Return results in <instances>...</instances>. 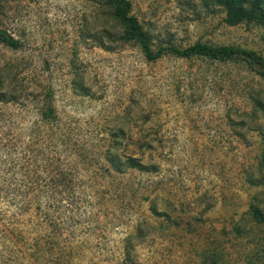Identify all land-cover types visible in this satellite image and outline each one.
I'll return each instance as SVG.
<instances>
[{
  "label": "rangeland",
  "instance_id": "obj_1",
  "mask_svg": "<svg viewBox=\"0 0 264 264\" xmlns=\"http://www.w3.org/2000/svg\"><path fill=\"white\" fill-rule=\"evenodd\" d=\"M127 1L152 51L198 42L264 59V23L228 26L211 0ZM0 28L20 45H0V183L4 177L37 181V165L54 154L63 161L70 144L95 152L105 165L106 145L121 136L143 137L150 148L125 146L122 152L154 163L156 172L120 175L123 199L157 193L155 207L172 219L148 215L147 203L134 197L116 209L112 204L119 201L103 194L109 207L94 222L93 238L65 232L62 239L71 244L54 238V254L69 252L73 264H121V241L143 212L133 264H201L199 252L219 254L217 264H264V223L242 220L251 226L248 238H235L229 227L245 218L251 202L264 215V80L253 69L168 55L147 63L136 46L120 40L121 27L100 0H0ZM249 89L259 103L255 115L243 98ZM46 105L57 117L53 125L40 121ZM42 135V160L14 158L28 154L26 144ZM3 142L11 157L4 156ZM245 171L256 174V188L244 183ZM16 209L0 199L4 222L13 214L18 222L33 214V208ZM8 235L0 234V264H34L33 258L8 259L5 250L18 248Z\"/></svg>",
  "mask_w": 264,
  "mask_h": 264
},
{
  "label": "trees",
  "instance_id": "obj_2",
  "mask_svg": "<svg viewBox=\"0 0 264 264\" xmlns=\"http://www.w3.org/2000/svg\"><path fill=\"white\" fill-rule=\"evenodd\" d=\"M211 2L215 4L214 6L223 9V22L228 26L241 23H264V0H211ZM100 3L107 6L111 17L121 27L120 40L136 46L142 59L147 63L154 62L163 55L181 60L200 58L216 62L232 61L248 66L264 80V59L255 56L251 52L234 49L228 45L213 47L194 42L181 49L164 46L157 47L152 51L148 46L149 37L137 20L129 14L130 5L127 0H100ZM0 45L13 50L18 49L20 46L17 40L1 28ZM243 98L250 106L249 112L255 115L256 104L259 105L256 102V93L254 94V91L249 89L244 93ZM56 120L57 117L52 107L46 105L45 109L41 111L40 121L44 125H53ZM260 137L264 141V133ZM41 141L45 142L47 139L42 135L39 139H35L34 145L30 144L31 142L26 144L23 151L28 154L14 158L19 159L21 157V160L26 159L29 161L35 159L34 162L36 163L42 160L40 156L44 154V150H41ZM146 142L147 140L143 137L136 136H121V138L112 141L110 147L106 145L102 149L101 157L105 165L99 163L100 159L95 152H87L80 145L68 143L71 146L65 147L66 155L63 161L54 154L47 159L48 162L44 165H37L34 177L37 181H25L24 179H17L16 181L4 177L5 179L0 183V199H7L9 205L13 208H19L16 209L17 212H27L29 208H33V214L27 216V220L20 222L14 219L16 214L9 216L6 222L2 219L7 212L3 211L0 214V220L2 221L0 225L2 232L0 234L5 238H9L8 234H12L11 244L16 242L18 246L17 249L5 250L8 259L33 258L34 264H73L69 252L65 253L64 250L59 249V253H53L55 251L54 244L57 242L54 238L60 237L62 244L65 246L71 244L67 238L62 239V234L65 232H70L73 237L74 234L79 233V239L82 236H84V239L87 237L93 238L95 234V231L92 230L94 222L97 223L101 217H105L106 210L104 208L109 207L107 200H105V204H102L103 194L110 196L108 197L110 198L109 201L111 199L116 200V202L119 201L112 204L113 206L117 205L115 208L119 210H122L124 203V206L127 207L128 200L134 197V200L139 201L138 204L142 201L147 203L145 209L148 215L161 217L164 221L171 223V217L155 207L157 193L152 196L140 195L137 198L130 195L123 199L124 191L120 184L121 181L118 180L120 175L128 171L143 174L156 172L154 163L143 164L139 157L122 152L125 146H134L139 150L142 148L148 149L150 147ZM3 143L1 149L5 153L4 156L11 157L10 147L5 142ZM93 160L98 161L96 166L92 164ZM10 174L14 176V173L10 172ZM84 177L85 179L82 180ZM262 180H264V177L260 179V181ZM244 183L248 188H256L259 181H256V174L245 171ZM145 190L146 188H143V191ZM41 202L45 204L42 211H40ZM121 202L124 203L121 204ZM243 214L245 218L239 216L230 223V232L233 233L235 238H248L251 231V226L241 224L242 220H247L251 225L264 223V215L252 202L247 204ZM112 219L113 221L118 220V216L115 215L114 211L112 212ZM107 221L111 223L110 219ZM136 221L137 225H134L121 241L120 255L117 257L121 264H133L135 258L134 252L132 253L135 246L134 239L139 240L142 238L139 222L146 221L143 212L140 213ZM21 248H24L25 251ZM102 253L103 251L97 255L101 257ZM198 257L201 264H217L220 258L219 254L208 255L204 252H199Z\"/></svg>",
  "mask_w": 264,
  "mask_h": 264
}]
</instances>
